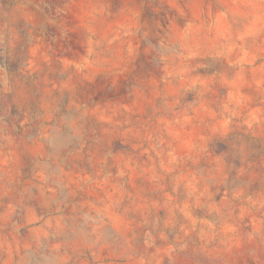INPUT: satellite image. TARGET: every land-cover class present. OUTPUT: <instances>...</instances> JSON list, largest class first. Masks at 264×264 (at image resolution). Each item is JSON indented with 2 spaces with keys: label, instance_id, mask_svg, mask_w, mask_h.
<instances>
[{
  "label": "rangeland",
  "instance_id": "1",
  "mask_svg": "<svg viewBox=\"0 0 264 264\" xmlns=\"http://www.w3.org/2000/svg\"><path fill=\"white\" fill-rule=\"evenodd\" d=\"M0 264H264V0H0Z\"/></svg>",
  "mask_w": 264,
  "mask_h": 264
}]
</instances>
